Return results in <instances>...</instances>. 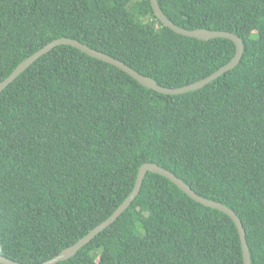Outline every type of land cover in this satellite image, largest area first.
<instances>
[{
    "label": "trees",
    "instance_id": "1",
    "mask_svg": "<svg viewBox=\"0 0 264 264\" xmlns=\"http://www.w3.org/2000/svg\"><path fill=\"white\" fill-rule=\"evenodd\" d=\"M186 29L234 32L239 63L180 94L60 44L0 93V255L49 259L106 219L155 163L240 219L264 264V0H157ZM60 37L179 87L227 63L235 43L176 33L149 0H0V81ZM2 264V263H0ZM53 264H243L231 217L147 172L136 197Z\"/></svg>",
    "mask_w": 264,
    "mask_h": 264
},
{
    "label": "water",
    "instance_id": "2",
    "mask_svg": "<svg viewBox=\"0 0 264 264\" xmlns=\"http://www.w3.org/2000/svg\"><path fill=\"white\" fill-rule=\"evenodd\" d=\"M152 10L157 17V19L165 26L169 27L173 31L179 34H183L190 37H195L199 39H212L215 37H224L232 40L235 43V52L234 55L231 57V59L225 63L224 65L220 66L218 69L213 71L212 73L208 74L207 76L200 78L194 82L185 84L183 86L179 87H166L158 84L153 78L150 76L143 75L136 71L135 69L131 68L127 64H125L123 61L110 56L109 54H106L104 52H101L99 50L90 48L86 44L79 42L78 40L67 38V37H60L56 38L48 43H46L43 47L39 48L26 58H24L21 62H19L13 70L10 72L8 76H6L2 81H0V93L1 91L12 81L14 80L24 69H26L30 64H32L37 58H39L41 55L47 53L49 50H51L53 47L60 45V44H67L70 46H73L82 52L86 53L87 55L100 59L104 62H107L109 64H112L120 69H122L124 72H126L128 75H130L132 78L137 80L141 85L145 86L146 88L154 89L157 92L163 93V94H180L187 91L198 89L205 84L209 83L213 79L220 76L222 73L234 68L239 61L241 60L242 54H243V43L239 36H237L234 32L230 31H224V30H212L207 29L203 27L194 28V29H186L182 28L180 26H177L172 21H170L166 15L163 13L161 8L159 7V4L157 0H149ZM147 172H154L157 174H160L167 179H169L172 183H174L179 189H181L183 192H185L188 196H190L192 199L196 200L197 202L204 204L206 206L216 208L220 210L221 212H224L228 214L231 219L233 220L238 234L240 238L241 243V250H242V258H243V264H251V258L249 253V248L246 242L245 238V232L243 229V225L238 218L237 214L228 206L225 204L209 199L206 197H203L199 194H197L187 183H185L181 178L177 177L175 174L170 172L169 170L151 162H144L142 163L138 170L137 175L133 184V187L129 194L124 198V200L113 210V212L103 221H101L99 224L95 225L90 231H88L84 236L79 238L76 242L73 244L63 248L59 253L54 255L53 257L46 259L41 262L37 263H22L15 260H12L10 258H7L5 256L0 255V263L2 264H53L59 260H64L71 255L75 254L76 251L86 242H88L93 236H95L97 233H99L101 230L106 228L111 222L114 221V219L123 211L125 208L129 205V203L136 197L138 194L142 181L144 179V176Z\"/></svg>",
    "mask_w": 264,
    "mask_h": 264
}]
</instances>
